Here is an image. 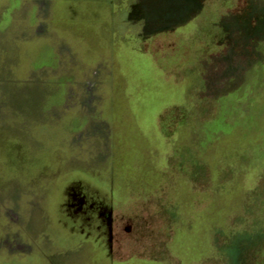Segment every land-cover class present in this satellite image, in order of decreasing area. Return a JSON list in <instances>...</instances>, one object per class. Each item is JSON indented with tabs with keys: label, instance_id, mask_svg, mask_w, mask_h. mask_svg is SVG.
<instances>
[{
	"label": "rangeland",
	"instance_id": "1",
	"mask_svg": "<svg viewBox=\"0 0 264 264\" xmlns=\"http://www.w3.org/2000/svg\"><path fill=\"white\" fill-rule=\"evenodd\" d=\"M0 264H264V0H0Z\"/></svg>",
	"mask_w": 264,
	"mask_h": 264
}]
</instances>
